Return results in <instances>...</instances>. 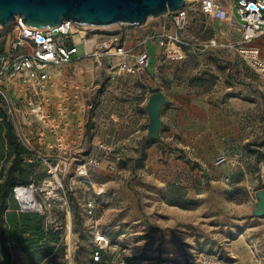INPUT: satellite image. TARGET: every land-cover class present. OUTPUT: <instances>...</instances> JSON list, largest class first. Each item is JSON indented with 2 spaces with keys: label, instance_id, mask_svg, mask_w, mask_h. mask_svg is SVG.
<instances>
[{
  "label": "rangeland",
  "instance_id": "374dc122",
  "mask_svg": "<svg viewBox=\"0 0 264 264\" xmlns=\"http://www.w3.org/2000/svg\"><path fill=\"white\" fill-rule=\"evenodd\" d=\"M167 20L95 27L100 40L122 42L133 57L149 51L145 72L116 76L107 61L85 60L59 68L41 98L25 103L46 114L28 134L30 145L18 137L28 153L17 179L41 190L46 210L35 214L42 245L54 248L41 264H68L67 224L77 242L75 264H91L97 230L119 245L114 258L127 264H195L188 257L209 249L238 264H264V217L253 216L264 189V86L233 49L216 50L215 57L203 51L219 28L193 6L180 37L196 51L182 46L169 58L154 36L174 33L173 26L163 29ZM17 36L16 24L3 27L2 51ZM156 91L167 104L159 138L147 148L146 106ZM0 108L1 186L15 159L6 122L18 133L7 105L0 101ZM221 155L237 166L213 167ZM5 236L17 264H29L25 246ZM4 258L0 247V264Z\"/></svg>",
  "mask_w": 264,
  "mask_h": 264
},
{
  "label": "built area",
  "instance_id": "2783aa9c",
  "mask_svg": "<svg viewBox=\"0 0 264 264\" xmlns=\"http://www.w3.org/2000/svg\"><path fill=\"white\" fill-rule=\"evenodd\" d=\"M192 6L219 28L205 44L203 51L219 49H233L236 55L254 72L258 81L264 86V59L261 49L254 42L264 37V2L260 0H186V6L179 11L168 13L164 19L163 28L173 26L174 33L154 34L169 58H175L181 53L182 46L192 47L196 51L197 45H191L180 37L187 28ZM16 24L18 36L7 51L0 48V101L7 105L9 117L13 118L18 137L24 143L31 144L28 134L36 125V120L46 122V114L40 107L29 108L27 100L41 98L44 88L59 75L58 70L63 66L93 60L98 64L108 62V67L114 75L135 74L145 72L151 67L152 57L149 51L139 56H131L125 45L118 40H100L96 28L80 25L72 20H64L61 25L49 29H30L24 25L21 18L13 22ZM2 28H0V31ZM237 32L240 40L231 41L230 32ZM76 37L82 43L79 51ZM189 161L198 163L201 167L206 164L189 157ZM93 163V162H92ZM213 167H236L237 161L225 155L218 156ZM87 173V172H85ZM264 183V165L261 171ZM226 181L230 180L227 176ZM40 189L34 183L16 186L13 197L21 213H45L46 206L41 201ZM93 214V210H90ZM63 230V227L57 231ZM67 241L65 244V258L68 264H75L77 242L70 238L68 224ZM91 264H127L120 258L118 244L100 230L93 236ZM189 262L195 264H238L235 258H225L218 250L194 251L188 257Z\"/></svg>",
  "mask_w": 264,
  "mask_h": 264
},
{
  "label": "water",
  "instance_id": "95a60500",
  "mask_svg": "<svg viewBox=\"0 0 264 264\" xmlns=\"http://www.w3.org/2000/svg\"><path fill=\"white\" fill-rule=\"evenodd\" d=\"M185 6L186 0H0V28L8 27L18 17L30 29L53 28L64 20L92 27L139 26L150 18H163ZM166 104L167 98L162 91L151 94L146 106L148 140L159 138ZM257 199L253 216L264 217V189L257 193Z\"/></svg>",
  "mask_w": 264,
  "mask_h": 264
},
{
  "label": "trees",
  "instance_id": "16d2710c",
  "mask_svg": "<svg viewBox=\"0 0 264 264\" xmlns=\"http://www.w3.org/2000/svg\"><path fill=\"white\" fill-rule=\"evenodd\" d=\"M0 117L5 119L1 108ZM5 142L11 148L15 159L8 170L5 181L0 186V228L3 231L0 235V247L5 257L4 264L18 263L12 258L9 248L5 246L8 241H11L5 236L7 233L14 237L13 242L25 246V253L30 257L28 258L29 264H41L44 259L53 254L54 248L42 245L46 236L42 233V223L39 221L38 215L18 211L17 202L13 197V189L16 186L31 184L28 179H17L18 173L22 170V156L28 151L22 146L12 124L8 122H6L5 128ZM144 142L148 145L147 148L152 147V144L155 143L147 138ZM21 235L29 236V238H22Z\"/></svg>",
  "mask_w": 264,
  "mask_h": 264
},
{
  "label": "crops",
  "instance_id": "0c3cea01",
  "mask_svg": "<svg viewBox=\"0 0 264 264\" xmlns=\"http://www.w3.org/2000/svg\"><path fill=\"white\" fill-rule=\"evenodd\" d=\"M237 36H240L237 32H234V31H232V32H230L229 33V37H231V38H235V37H237ZM260 41L262 42H264V37H262V38H260V39H258V40H256L255 42H254V44L257 46V47H259L260 49H261V47H260ZM206 53H209V56H212V57H215V50L214 51H205ZM261 53H262V58L264 59V54H263V52H262V50H261ZM189 150H190V148H188ZM187 154V153H186ZM199 157V156H198ZM201 157V156H200ZM201 160H203L202 158H200ZM189 160V159H188ZM197 161H199V162H201L200 160H197ZM201 163H203V162H201Z\"/></svg>",
  "mask_w": 264,
  "mask_h": 264
},
{
  "label": "bare ground",
  "instance_id": "6f19581e",
  "mask_svg": "<svg viewBox=\"0 0 264 264\" xmlns=\"http://www.w3.org/2000/svg\"><path fill=\"white\" fill-rule=\"evenodd\" d=\"M150 19H152V18H150ZM157 20V19H156Z\"/></svg>",
  "mask_w": 264,
  "mask_h": 264
}]
</instances>
